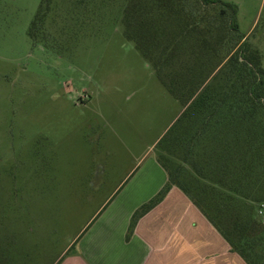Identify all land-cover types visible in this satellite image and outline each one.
<instances>
[{"label":"rangeland","instance_id":"1","mask_svg":"<svg viewBox=\"0 0 264 264\" xmlns=\"http://www.w3.org/2000/svg\"><path fill=\"white\" fill-rule=\"evenodd\" d=\"M223 1L264 57V0ZM126 3L0 0V259L56 264L109 201L154 192L182 105L126 37Z\"/></svg>","mask_w":264,"mask_h":264},{"label":"trees","instance_id":"2","mask_svg":"<svg viewBox=\"0 0 264 264\" xmlns=\"http://www.w3.org/2000/svg\"><path fill=\"white\" fill-rule=\"evenodd\" d=\"M236 17L223 0H127L126 37L182 105L156 144L168 182L129 234L175 185L246 264H264V57Z\"/></svg>","mask_w":264,"mask_h":264},{"label":"crops","instance_id":"3","mask_svg":"<svg viewBox=\"0 0 264 264\" xmlns=\"http://www.w3.org/2000/svg\"><path fill=\"white\" fill-rule=\"evenodd\" d=\"M155 160L162 173L158 172L160 177L154 192L139 196L138 203L137 192L130 197L126 194L120 210L106 211L113 200L109 201L84 236L79 237L83 240L76 249L67 251L56 264H238V260L246 264L175 185L161 202L139 218L129 234L131 218L137 208L168 182L167 171L157 158ZM0 264L12 263L0 259Z\"/></svg>","mask_w":264,"mask_h":264},{"label":"built area","instance_id":"4","mask_svg":"<svg viewBox=\"0 0 264 264\" xmlns=\"http://www.w3.org/2000/svg\"><path fill=\"white\" fill-rule=\"evenodd\" d=\"M259 214H261V215L264 214V204L260 205Z\"/></svg>","mask_w":264,"mask_h":264}]
</instances>
